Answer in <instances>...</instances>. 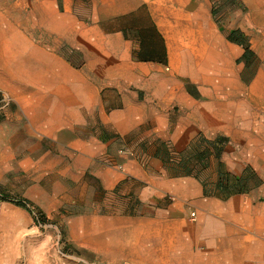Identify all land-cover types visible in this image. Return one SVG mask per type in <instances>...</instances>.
<instances>
[{"label": "crops", "instance_id": "obj_1", "mask_svg": "<svg viewBox=\"0 0 264 264\" xmlns=\"http://www.w3.org/2000/svg\"><path fill=\"white\" fill-rule=\"evenodd\" d=\"M83 1L0 33V181L68 157L187 261L264 264V0H88V24Z\"/></svg>", "mask_w": 264, "mask_h": 264}, {"label": "rangeland", "instance_id": "obj_2", "mask_svg": "<svg viewBox=\"0 0 264 264\" xmlns=\"http://www.w3.org/2000/svg\"><path fill=\"white\" fill-rule=\"evenodd\" d=\"M61 3L0 0V33L9 26H63ZM88 4L83 1L79 17L86 24ZM232 18L226 14L223 20ZM66 162L65 170L32 176L17 170L13 160L0 181V248L12 264H203V255L187 261L167 239L148 234L138 220L140 211L127 215L122 200L108 197L88 174L77 173L70 158ZM39 177L40 182L33 180Z\"/></svg>", "mask_w": 264, "mask_h": 264}, {"label": "trees", "instance_id": "obj_3", "mask_svg": "<svg viewBox=\"0 0 264 264\" xmlns=\"http://www.w3.org/2000/svg\"><path fill=\"white\" fill-rule=\"evenodd\" d=\"M228 39L241 45L244 49H245V52L248 53V40L247 38L242 34L240 33L239 31H232L229 35H228ZM203 142V141H202ZM203 143H206L208 146L212 147L213 148V151H214V154L216 157H219V153L221 151V147L219 146V143L217 142H203ZM208 150H206L205 152H201V154L199 155V159L200 160H204L205 158H207V152ZM217 187L219 189H221L224 193H229V192H232L234 190L237 189V186L236 184L234 183V181L229 177L228 174H223L221 173L219 175V180H218V183H217ZM16 205L18 206H21V207H25V203L22 202V201H17L16 202Z\"/></svg>", "mask_w": 264, "mask_h": 264}, {"label": "built area", "instance_id": "obj_4", "mask_svg": "<svg viewBox=\"0 0 264 264\" xmlns=\"http://www.w3.org/2000/svg\"><path fill=\"white\" fill-rule=\"evenodd\" d=\"M11 99L6 93L0 92V113L10 106ZM195 214L191 213V218H194Z\"/></svg>", "mask_w": 264, "mask_h": 264}]
</instances>
